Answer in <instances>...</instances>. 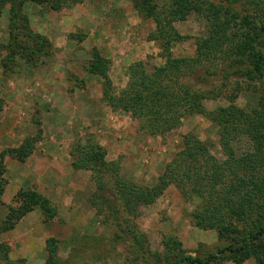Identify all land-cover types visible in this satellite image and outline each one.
Masks as SVG:
<instances>
[{"label":"rangeland","instance_id":"1","mask_svg":"<svg viewBox=\"0 0 264 264\" xmlns=\"http://www.w3.org/2000/svg\"><path fill=\"white\" fill-rule=\"evenodd\" d=\"M22 1L31 33L46 39L48 45L34 55L29 52L30 57L22 49L12 53L14 48L9 46L13 42L12 2L0 0V93L9 98L0 108V121L7 120V132L16 120L24 124L20 143L0 148V165L6 181L0 197V225L10 207L17 206L15 196L20 189H36L50 200L58 214L46 221L41 209L36 208L13 229L0 231V264H148L136 256L128 241L117 238L118 228L113 218L96 205L101 204V199L92 172L73 169L74 145L85 143L92 135L107 150V160L119 163L125 179L141 187H151L184 148V137L188 134L197 135L216 157L224 159L220 127L206 114L195 113L185 116L170 132L151 135L141 129L143 120L108 102L109 95L117 98L127 88L131 64L142 61L151 69L166 61L161 42L150 38L157 32V22L146 17L139 2ZM207 1L223 6L224 10L230 8L240 18L247 17L252 25L264 21V0ZM151 2L158 6L156 11L161 18L169 17L166 11L171 0ZM209 7V3L202 2V11H191L172 21L174 29L188 37L173 46V56H195L197 40L211 32L214 17L210 16ZM220 20L226 21L225 13L220 15ZM235 22L231 20L228 25L229 37L241 26L240 21ZM149 41L153 45H145ZM96 51L110 60L108 80L91 71ZM126 56L132 61L128 66L122 61ZM211 60L200 64L197 73L201 74L205 68L219 70L228 63L219 57ZM3 61L9 64L7 71ZM215 79L213 76L206 83L197 84L194 77L190 78L200 91L208 94L216 91L203 101L208 111L233 105L249 114L264 104V77L255 81L231 78L224 87L221 79ZM109 83L112 90H105ZM21 90L22 96L18 95ZM21 98L22 106L17 109ZM38 136L40 140L25 161L12 154L26 139ZM233 144L241 152L244 144L238 141ZM54 150L58 152L55 155ZM50 164L55 169L48 168ZM198 203L197 198L185 199L171 185L154 203L142 204L136 212L123 211L122 215L153 254L164 253V241L173 237L181 242L186 255L198 256L222 247L216 230L194 225L192 213ZM149 261L150 264L164 262ZM218 264L234 263L219 261ZM243 264H256V261L249 259Z\"/></svg>","mask_w":264,"mask_h":264},{"label":"trees","instance_id":"2","mask_svg":"<svg viewBox=\"0 0 264 264\" xmlns=\"http://www.w3.org/2000/svg\"><path fill=\"white\" fill-rule=\"evenodd\" d=\"M134 1L140 3L138 6L146 17H153L157 22V32L150 38L161 42L166 61L151 69L142 61L131 64L127 88L117 98L110 96V91L106 92L108 102L143 120L141 129L151 135L170 132L187 115L206 114L220 127L225 158L216 157L197 135L188 134L184 137V148L166 165L157 182L151 187H141L121 175L119 163L108 161L107 150L91 135L85 143L74 145L72 167L76 171L92 172L101 199V204L96 205L103 207L108 217L113 218L118 228L117 238L128 241L136 256L146 263L150 264V259L151 262L164 261V264H218L219 261L243 264L254 259L256 264H264V104L261 109L253 108L249 114L233 105L208 111L203 101L216 91L210 90L208 94L196 88L197 84H204L213 76L215 81L221 79L223 87L231 78L261 80L264 77V21L252 25L247 17L240 18L230 8L224 10L223 6L203 0L209 3L210 16L214 17L211 32L197 40L195 56L175 57L173 46L188 37L177 32L172 21L191 11H202V2L171 0L166 19L159 16L158 6L152 5L151 0ZM11 2L13 42L9 46L14 48L12 53L22 49L25 56L30 57L29 52L31 55L41 52L48 41L31 33L29 20L23 13V1ZM222 13L226 14V21L220 20ZM231 20L240 21L241 26L229 37L227 31ZM38 40L41 41L35 42ZM94 55L91 71L108 80L110 60L97 51ZM215 57L228 63L222 64L219 70L205 68L201 74L197 73L200 64L211 62ZM2 65L7 71L9 64L3 61ZM191 77L197 84L190 82ZM105 90H112L110 83ZM38 140L39 136L26 139L12 150V154L25 161ZM234 141L244 144L241 152H237ZM3 172L0 165V197L6 183ZM171 185L185 199L199 200L192 213L193 223L201 229L216 230L222 247L205 251L203 255H186L181 242L172 237L164 241V253L153 254L129 227L122 212H136L142 204L154 203ZM15 199L17 206L10 207L0 225L1 232L13 229L23 216L36 208L41 209L46 221L53 220L58 214L50 200L36 189H20Z\"/></svg>","mask_w":264,"mask_h":264},{"label":"crops","instance_id":"3","mask_svg":"<svg viewBox=\"0 0 264 264\" xmlns=\"http://www.w3.org/2000/svg\"><path fill=\"white\" fill-rule=\"evenodd\" d=\"M126 40H129V38H126ZM154 42L149 41L147 42L145 45L147 46H151L153 45ZM153 51H155V49H153ZM159 50H156V52H158ZM146 56V55H145ZM123 64H126V66H128L130 63H132V61L130 60V58L128 56L122 58ZM2 79V70L0 69V80ZM18 95L22 96V90L20 91V93H18ZM6 101H9V98L6 96H2L0 93V108L4 107L6 104ZM22 98L20 99V101L18 102L19 106L17 109L21 108V104H22ZM17 109H15L14 111H16ZM14 117H17V115H15ZM21 118V117H20ZM5 125V126H4ZM23 123L21 122V120H16L11 124V127L9 129V131L7 132L5 127H7V120H5V122H1L0 121V148L3 147H10V146H16L18 145L20 142V139L22 138V134H23ZM26 127H30L26 125ZM40 143H42V141H40ZM56 146H59L56 144ZM51 150V149H50ZM58 152L55 150L52 152L53 155L57 154ZM46 163L48 161H45ZM52 167L53 169H55L54 166H52V164H50V166H48V168Z\"/></svg>","mask_w":264,"mask_h":264}]
</instances>
